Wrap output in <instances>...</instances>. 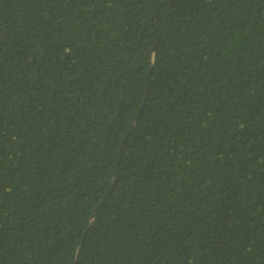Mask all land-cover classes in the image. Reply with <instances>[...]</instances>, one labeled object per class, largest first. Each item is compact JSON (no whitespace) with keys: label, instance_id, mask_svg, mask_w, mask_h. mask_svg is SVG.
<instances>
[{"label":"trees","instance_id":"16d2710c","mask_svg":"<svg viewBox=\"0 0 264 264\" xmlns=\"http://www.w3.org/2000/svg\"><path fill=\"white\" fill-rule=\"evenodd\" d=\"M0 264H264V0H0Z\"/></svg>","mask_w":264,"mask_h":264},{"label":"water","instance_id":"95a60500","mask_svg":"<svg viewBox=\"0 0 264 264\" xmlns=\"http://www.w3.org/2000/svg\"><path fill=\"white\" fill-rule=\"evenodd\" d=\"M123 144V143H122ZM122 146V145H121ZM121 146H120V149H119V154H118V157H117V160H116V164L119 162V156H120V153H121ZM115 175V174H114Z\"/></svg>","mask_w":264,"mask_h":264}]
</instances>
